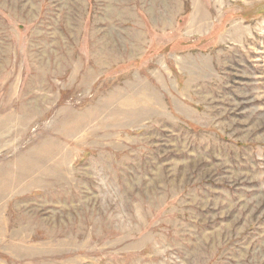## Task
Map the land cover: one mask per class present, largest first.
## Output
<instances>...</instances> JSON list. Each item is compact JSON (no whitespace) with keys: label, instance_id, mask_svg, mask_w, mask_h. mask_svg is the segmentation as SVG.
Returning <instances> with one entry per match:
<instances>
[{"label":"rangeland","instance_id":"rangeland-1","mask_svg":"<svg viewBox=\"0 0 264 264\" xmlns=\"http://www.w3.org/2000/svg\"><path fill=\"white\" fill-rule=\"evenodd\" d=\"M0 264H264V0H0Z\"/></svg>","mask_w":264,"mask_h":264}]
</instances>
